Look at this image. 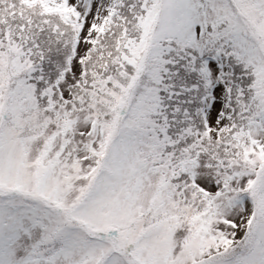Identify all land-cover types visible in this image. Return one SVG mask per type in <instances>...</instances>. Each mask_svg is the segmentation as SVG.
I'll list each match as a JSON object with an SVG mask.
<instances>
[{"label": "snow or ice", "instance_id": "obj_1", "mask_svg": "<svg viewBox=\"0 0 264 264\" xmlns=\"http://www.w3.org/2000/svg\"><path fill=\"white\" fill-rule=\"evenodd\" d=\"M0 264H264V0H0Z\"/></svg>", "mask_w": 264, "mask_h": 264}]
</instances>
